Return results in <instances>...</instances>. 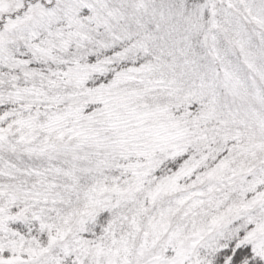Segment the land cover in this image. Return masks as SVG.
Segmentation results:
<instances>
[{
	"label": "snow or ice",
	"instance_id": "6c2138e0",
	"mask_svg": "<svg viewBox=\"0 0 264 264\" xmlns=\"http://www.w3.org/2000/svg\"><path fill=\"white\" fill-rule=\"evenodd\" d=\"M0 264H264V0H0Z\"/></svg>",
	"mask_w": 264,
	"mask_h": 264
}]
</instances>
